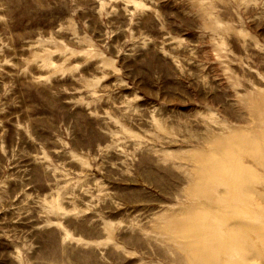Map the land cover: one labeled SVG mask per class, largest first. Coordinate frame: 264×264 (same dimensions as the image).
Returning <instances> with one entry per match:
<instances>
[{
	"label": "rangeland",
	"instance_id": "374dc122",
	"mask_svg": "<svg viewBox=\"0 0 264 264\" xmlns=\"http://www.w3.org/2000/svg\"><path fill=\"white\" fill-rule=\"evenodd\" d=\"M0 264H264V0H0Z\"/></svg>",
	"mask_w": 264,
	"mask_h": 264
}]
</instances>
